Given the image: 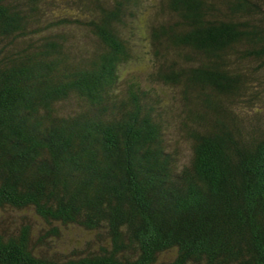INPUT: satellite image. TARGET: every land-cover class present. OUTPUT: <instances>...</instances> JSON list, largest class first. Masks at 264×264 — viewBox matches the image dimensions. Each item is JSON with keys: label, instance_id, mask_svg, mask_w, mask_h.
<instances>
[{"label": "trees", "instance_id": "1", "mask_svg": "<svg viewBox=\"0 0 264 264\" xmlns=\"http://www.w3.org/2000/svg\"><path fill=\"white\" fill-rule=\"evenodd\" d=\"M0 264H264V0H0Z\"/></svg>", "mask_w": 264, "mask_h": 264}, {"label": "rangeland", "instance_id": "2", "mask_svg": "<svg viewBox=\"0 0 264 264\" xmlns=\"http://www.w3.org/2000/svg\"><path fill=\"white\" fill-rule=\"evenodd\" d=\"M144 50H147V46L140 48V54H143ZM148 69L149 68L147 67L146 63H132L131 65L125 67L126 71L123 72V76L126 75V72L141 73L147 71ZM32 217L33 218L31 221L33 227L35 228L34 232H37L38 229L41 228L43 225L40 223V219H37L35 215H33ZM87 238H89L87 232L85 233L84 231L77 228L66 229L59 238L49 237V240L51 241L49 242V245L44 247V249H47L46 252L48 254H55L59 258L64 259L66 255L70 254L71 250L78 247L79 245H84V241L86 242Z\"/></svg>", "mask_w": 264, "mask_h": 264}]
</instances>
